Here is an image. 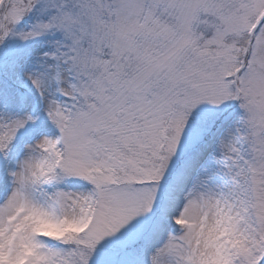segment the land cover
<instances>
[{"label": "snow or ice", "instance_id": "6c2138e0", "mask_svg": "<svg viewBox=\"0 0 264 264\" xmlns=\"http://www.w3.org/2000/svg\"><path fill=\"white\" fill-rule=\"evenodd\" d=\"M0 264H264V0H0Z\"/></svg>", "mask_w": 264, "mask_h": 264}]
</instances>
